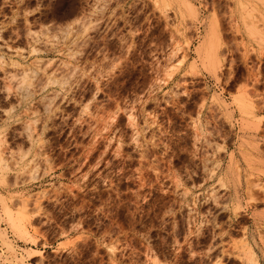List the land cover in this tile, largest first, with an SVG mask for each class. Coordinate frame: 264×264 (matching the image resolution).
<instances>
[{
    "label": "rangeland",
    "instance_id": "374dc122",
    "mask_svg": "<svg viewBox=\"0 0 264 264\" xmlns=\"http://www.w3.org/2000/svg\"><path fill=\"white\" fill-rule=\"evenodd\" d=\"M0 264H264V0H0Z\"/></svg>",
    "mask_w": 264,
    "mask_h": 264
},
{
    "label": "bare ground",
    "instance_id": "6f19581e",
    "mask_svg": "<svg viewBox=\"0 0 264 264\" xmlns=\"http://www.w3.org/2000/svg\"><path fill=\"white\" fill-rule=\"evenodd\" d=\"M241 6H242V5H241ZM243 9H245V7H243ZM245 11H246V10H245ZM247 11H248V10H247ZM210 22H211V21H210ZM211 24H212V22H211ZM213 25H214V24H213ZM212 27H213V26H212ZM214 27H215V26H214ZM214 27H213V30H215ZM211 30H212V29H211ZM213 30H212V31H213ZM210 32H211V31H210ZM213 32H214V35H215V31H213ZM206 33H207V32H206ZM209 36H210V35H209ZM212 40H213V39H212ZM212 40H211V41H212ZM209 42H210V41H209ZM211 44H212V43H211ZM211 44L209 45V47L211 46L210 48H212V45H211ZM200 45H201V44H200ZM198 47H200V46H198ZM203 48H204V47H203ZM203 48H202V49H203ZM210 48H209V49H210ZM204 49H206V48H204ZM209 49H208V50H209ZM198 50H199V49H198ZM208 50H207V51H208ZM207 51H206V52H207ZM206 52H205V53H206Z\"/></svg>",
    "mask_w": 264,
    "mask_h": 264
}]
</instances>
